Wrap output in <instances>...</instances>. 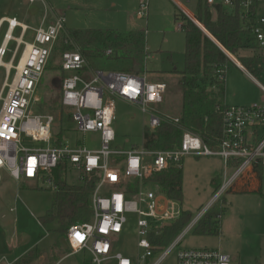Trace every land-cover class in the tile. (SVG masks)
I'll list each match as a JSON object with an SVG mask.
<instances>
[{
	"label": "built area",
	"instance_id": "obj_1",
	"mask_svg": "<svg viewBox=\"0 0 264 264\" xmlns=\"http://www.w3.org/2000/svg\"><path fill=\"white\" fill-rule=\"evenodd\" d=\"M26 1L34 3L37 0ZM205 1L207 5L220 3L229 7L235 3V0ZM257 6L258 0L239 1L242 16L246 18L253 14L255 17L250 35L259 50L257 74H264V7L257 14ZM145 9L146 2H142L137 15L143 17ZM46 17L45 13L41 22L33 28L23 24L17 15L0 17V31L5 26L0 42V68L5 69L3 89L7 87L4 97L3 89L0 93V169H6L16 180H34L52 189L56 188L54 174L60 163H66L67 167L75 169L80 180L83 174L97 175L98 181L89 200L92 220L76 222L66 232L71 251H88L91 264H107L110 261L115 264H132L131 259L122 253H113V238L122 232L127 221L125 214L134 212L138 214L137 248L142 251L139 257L144 260L152 256L153 249L148 235L157 233L162 226L177 219L181 209L178 201L143 184V179L170 166L180 167L187 156H215L223 161L225 169L231 167L230 174L224 173L216 197L226 192L255 164H264V103L226 105L221 115V136L216 148H210L199 135L184 131L179 146L173 149H147L141 145L127 150H112L110 144L115 139L114 98L140 105L142 112L149 114L148 128L154 130L161 122L171 118L155 109L163 101L166 84L149 81L146 72L92 71L76 45L68 46L61 52L60 68L70 74L62 78L60 104L71 109V118L77 132L98 135L99 147L89 148L75 142L51 144L53 116L33 113L31 106L40 102L35 91L55 43L65 32V20L62 16H57L47 22ZM186 17L192 20L191 16ZM17 28L19 34L14 36ZM29 29H32L33 36L27 42L24 41V36ZM176 29L182 30L183 26L180 24ZM11 42L15 43V50L7 61L11 64L8 69L3 58L9 51ZM21 44L24 45L23 51L14 63ZM109 52L108 50L107 53ZM227 56L233 63L232 56ZM147 58L146 53L143 62ZM239 67L256 82L264 94V85L254 77L255 74L243 65ZM11 70L15 74L8 83ZM226 71L227 66L218 72V78L224 80ZM22 134L32 141L47 145L25 147L21 145ZM135 179L138 180L136 188L132 186ZM128 183L131 184V190L126 189ZM103 189L107 191L101 193ZM215 200L199 211L191 224L194 225ZM183 235L184 232L172 241L153 264H159L179 244ZM176 264L233 262L231 256L220 249L189 248L177 251Z\"/></svg>",
	"mask_w": 264,
	"mask_h": 264
},
{
	"label": "rangeland",
	"instance_id": "obj_2",
	"mask_svg": "<svg viewBox=\"0 0 264 264\" xmlns=\"http://www.w3.org/2000/svg\"><path fill=\"white\" fill-rule=\"evenodd\" d=\"M176 1L195 12L197 0ZM142 2H146L145 15L139 17L137 11ZM46 5L47 22L62 16L65 20V31L72 33L88 30L91 32L86 38H82L80 43L81 47L89 52L86 60L92 71H122V68L127 65V60L121 51L111 56L101 51L105 45L98 39L97 32L119 30L126 33L131 30H142L149 48V58L146 62H143L144 57L142 58L140 73L146 72L149 81H162L166 84L164 102L155 106V109L158 113L173 116L179 107V99L177 93L172 91L176 88L177 79L172 70L183 69L184 52V33L176 29L179 21L173 18L174 13L179 10L175 3L171 0H46ZM223 8L227 10V7ZM5 11L8 15L17 13L19 19L33 28L41 22L45 7L39 0L34 3H28L25 0H0V15ZM4 30L5 26L0 31V42ZM18 34L17 28L14 36ZM32 36L33 31L29 29L24 36V41H31ZM23 48L24 45L21 44L14 63L20 57ZM14 50L15 43L11 42L9 51L3 58L4 62L13 56ZM241 53L255 54L256 51L244 50ZM60 61L61 50L54 47L35 91L40 102L34 103L31 110L33 113L53 116L51 144H57L56 138H61V142L65 144L78 140L87 147H99L98 135L95 133L83 135L77 132L75 122L71 118V109L60 104L61 81L64 76L70 74L61 70ZM14 74L15 71L11 70L8 83ZM254 77L264 85L263 73L255 74ZM224 81L226 105L264 103V94L260 88L234 66L230 65ZM4 82L5 69L0 68V93ZM6 92L7 87L3 89L2 97ZM114 107L115 139L110 144L111 149L127 150L132 146H141L144 127H148L149 114L143 113L140 105L117 98H114ZM21 145L37 148L45 147L47 143L32 141L22 134ZM148 159L150 160L151 157ZM62 173L68 183L80 182L73 168L68 167ZM224 173L230 174L231 171L224 168L219 157H185L182 166V198L179 207L181 210L189 211L191 217L172 240L174 241L184 232L179 244L174 246L159 264H176L177 251L189 248L220 249L231 256L233 264H264V173L261 179V191L236 194L227 190L216 197V191L220 185L211 184V179L217 176L222 180ZM4 175V171L1 170L0 176ZM11 182L12 184L7 188L0 185V264H14V260L32 245L38 246L40 252H47L46 247L55 240L60 243V250L56 249L54 253L43 254L45 259L37 257L30 264H83L84 261H89V254L83 252L61 254L65 251L69 252L68 249L64 251L62 249L63 239L66 236L61 237L54 231L55 224L44 227L39 222L40 217L50 207L55 189L38 181H28V186L20 189V182L14 180ZM132 185L135 187L134 181ZM106 191L107 189H103L101 193ZM214 200L213 206L218 200H225L226 211L221 218L219 233L198 234L195 232L196 223L191 224L192 219ZM89 208L90 221L92 220L90 201ZM2 214L3 218H1ZM125 216L127 221L122 232L113 238V253H122L131 259L132 264H153L171 242L161 250L153 251L152 256L144 260L140 259L139 255L142 251L137 248L138 214L128 212ZM61 250L63 252L60 254L56 253ZM107 264H115V262L110 261Z\"/></svg>",
	"mask_w": 264,
	"mask_h": 264
},
{
	"label": "trees",
	"instance_id": "obj_3",
	"mask_svg": "<svg viewBox=\"0 0 264 264\" xmlns=\"http://www.w3.org/2000/svg\"><path fill=\"white\" fill-rule=\"evenodd\" d=\"M239 1L235 0L231 10L225 11L220 3L209 6L206 1L197 0L194 15L201 27L188 17L182 16L185 20L182 29L184 33L183 69L172 70V73L177 76L176 88L172 91L178 95L179 107L170 119L161 122L154 130L144 127L142 142L144 148H176L180 144L184 131L199 135L210 148L218 146L221 136V115L226 107L225 81L218 78V72L230 62L227 54L235 56L252 74H257L259 71L257 68L260 61L259 55L241 57L237 55L239 49L248 46L249 35L255 23L253 14L246 18L242 16ZM175 18H178L177 14ZM90 33L88 30L72 33L65 31L54 47L62 52L68 46L76 45L87 59L89 52L81 47L80 41ZM97 34H99L98 39L105 45V48L101 50L103 53L111 56L117 54V51L122 52L127 60V65L122 68V71L140 72L141 60L146 54L142 30L126 33L119 30H105ZM108 50L109 53H107ZM136 66L139 67L138 72L135 71ZM60 139L56 138L55 142L60 144ZM263 167L264 164L261 163L253 167L260 180ZM65 169H67L66 163L58 164L54 174L56 189L53 191L50 207L39 220L44 227L55 224L54 231L60 235L66 234L68 228L76 222L89 221L91 215L89 196L98 181L97 175L91 173L83 174L79 184H70L63 176L62 171ZM182 177V166H170L160 172L151 173L143 179V184L157 189L168 198L180 203ZM133 181L136 188L138 180ZM211 183L215 186L219 185L217 178H214ZM126 189L131 190L130 183L126 185ZM224 205L225 200H218L216 205H212L196 222L195 232L203 235L219 233L221 218L226 211ZM190 217L189 211L181 210L177 219L162 226L157 233H150L148 239L153 251L161 250L172 242ZM38 255L27 253L19 258L18 264H29ZM89 261H84L83 264H89Z\"/></svg>",
	"mask_w": 264,
	"mask_h": 264
},
{
	"label": "crops",
	"instance_id": "obj_4",
	"mask_svg": "<svg viewBox=\"0 0 264 264\" xmlns=\"http://www.w3.org/2000/svg\"><path fill=\"white\" fill-rule=\"evenodd\" d=\"M26 1V0H25ZM40 1V0H39ZM173 3H175V5H176V7L177 8H179V10L177 11V12H175L174 13V15H173V18H174V20L175 21H179V23H177V25H176V27L178 26V25H182L183 26V23L185 22V20L183 19V15L184 16H191L192 17V21L195 23V24H197L199 27H201V25L197 22V20H196V18H194L195 17V12H196V10H195V12H192V11H190L188 8H186L185 6H183L181 3H179V2H177L176 0H171ZM203 1H205V0H203ZM218 1H220V0H218ZM43 5H44V7H45V13L47 14V5H46V0H43V1H40ZM196 6H197V4H196ZM209 6H211V5H209ZM223 7H227V10H225L224 8V10L225 11H230L231 10V7H229V6H223ZM263 7H264V0H258V6H257V14H259L261 11H262V9H263ZM44 13V14H45ZM17 14V13H16ZM16 14H14V15H16ZM177 14V16H178V18H175V15ZM3 15H8V13L5 11L3 14H1L0 15V17L1 16H3ZM213 18H215V13H213ZM21 20V19H20ZM21 22L23 23V24H26L25 23V21H23V20H21ZM26 25H28V24H26ZM29 26V25H28ZM36 27V26H35ZM132 31V30H131ZM129 32V31H128ZM145 37V36H144ZM249 38H250V41H249V43H248V46L247 47H245V48H241V49H239L238 50V52H237V55L239 56V57H241V56H252V55H254V53H252V54H244V53H241V51H244V50H254V51H256V55H258L259 54V50H257L256 49V47H255V44H254V42H253V39H252V36L251 35H249ZM145 50H146V53L148 54V52H149V48L147 47V45H146V41H145ZM232 56V58H233V63L232 62H229L228 63V65H227V70L229 69V67H230V65H232V66H234L238 71H240L241 73H243L245 76H248L245 72H243L242 71V69L239 67V65H242L238 60H237V58L235 57V56H233V55H231ZM148 58H149V54H148ZM147 58V59H148ZM227 72V71H226ZM255 84H256V82L250 77V76H248ZM225 80V79H224ZM152 81V80H151ZM160 82H162V81H160ZM257 85V84H256ZM258 86V85H257ZM224 97H225V94H224ZM124 101V100H123ZM126 102V101H125ZM226 104V103H225ZM163 114H166V113H163ZM166 115H168V114H166ZM170 116V115H169ZM75 143H80V144H82V145H85V144H83L82 142H80V141H78V140H76V141H74ZM74 142H72V143H74ZM86 146V145H85ZM89 148H91V147H89ZM94 148H97V147H94ZM188 157V156H187ZM204 157H215V156H204ZM185 159V158H184ZM183 159V160H184ZM222 165L224 166V164H223V161H222ZM181 166H183V161H182V164H181ZM254 167V166H253ZM68 168V167H67ZM70 168H72V167H70ZM225 168V167H224ZM1 170H3L4 171V173H5V175L4 176H0V185L1 186H3V188H7V187H9L11 184H12V182L11 181H16V182H20V184H19V187H20V189H24V187H27L28 186V184H27V182L28 181H34V180H25V179H19V180H16L15 178H13L10 174H9V172L6 170V169H0V171ZM75 170V169H74ZM226 170H228V171H231V167H228ZM76 171V170H75ZM77 172V171H76ZM263 173H264V167H263V169H262V175H263ZM77 176H78V178H79V175H78V173H77ZM215 178H217L218 179V181H219V185H220V183H221V177L220 178H218L217 176L215 177ZM66 179V178H65ZM214 178H212L211 179V181L213 180ZM262 179V178H261ZM79 180H80V178H79ZM80 182H81V180H80ZM79 182V183H80ZM79 183H77V184H79ZM212 184V183H211ZM148 187H151V186H149V185H147ZM152 188V187H151ZM261 180L257 177V175H256V172L254 171V169L252 168V169H250V170H248V171H246L243 175H241L233 184H232V186L228 189L229 190V192L230 193H236V194H239V193H252V192H258V189H260L259 191H261ZM56 189V188H55ZM90 196H91V194H90ZM90 196H89V200H90ZM10 210H11V208H10ZM4 217V215L2 214L1 215V218H3ZM14 222H15V220H14ZM60 235V234H59ZM64 237V236H66V234H64V235H61V237ZM62 244H64V246L62 245V249H63V251L64 250H69V252H67L66 253V251L64 252V253H61V252H63L62 250L61 251H59V252H56L57 254H77V253H86V254H89V252L88 251H86V250H81V251H78V252H73V251H71V249H70V246H69V244H68V241H67V238L66 237H64V239H63V243ZM37 247V248H36ZM46 248H48V251L47 252H44V251H42V252H40L38 249H39V247L38 246H36V245H32V246H30V247H28L27 249H25L21 254V256H19L17 259H15L14 260V264L15 263H17L18 264V260H19V258L20 257H22L23 255H25V254H27V253H31V254H39L38 255V257H41V258H44L45 259V255L43 256V254H51V253H54L55 251H56V249H61L60 248V243L58 242V241H54L51 245H48ZM45 248V249H46ZM55 253V254H56ZM89 260H90V254H89ZM33 262V261H32ZM91 263V262H90ZM8 264H12V263H8ZM30 264V263H29Z\"/></svg>",
	"mask_w": 264,
	"mask_h": 264
},
{
	"label": "bare ground",
	"instance_id": "obj_5",
	"mask_svg": "<svg viewBox=\"0 0 264 264\" xmlns=\"http://www.w3.org/2000/svg\"><path fill=\"white\" fill-rule=\"evenodd\" d=\"M8 37H10V32L8 33ZM4 43H6V40L4 41ZM4 65L9 69L11 64L9 62H4Z\"/></svg>",
	"mask_w": 264,
	"mask_h": 264
},
{
	"label": "water",
	"instance_id": "obj_6",
	"mask_svg": "<svg viewBox=\"0 0 264 264\" xmlns=\"http://www.w3.org/2000/svg\"><path fill=\"white\" fill-rule=\"evenodd\" d=\"M138 70H139V67L136 66V67H135V71L138 72ZM10 165L12 166L13 164L11 163Z\"/></svg>",
	"mask_w": 264,
	"mask_h": 264
}]
</instances>
